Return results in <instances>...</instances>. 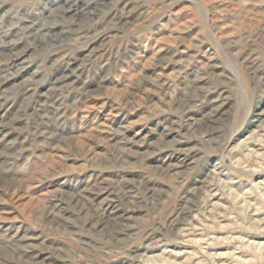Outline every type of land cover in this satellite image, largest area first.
Returning <instances> with one entry per match:
<instances>
[{
  "label": "rangeland",
  "instance_id": "obj_1",
  "mask_svg": "<svg viewBox=\"0 0 264 264\" xmlns=\"http://www.w3.org/2000/svg\"><path fill=\"white\" fill-rule=\"evenodd\" d=\"M0 264H264V0H0Z\"/></svg>",
  "mask_w": 264,
  "mask_h": 264
}]
</instances>
